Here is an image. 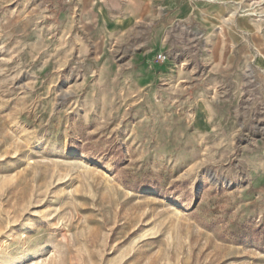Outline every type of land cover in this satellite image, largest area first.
Listing matches in <instances>:
<instances>
[{"label":"rangeland","instance_id":"obj_1","mask_svg":"<svg viewBox=\"0 0 264 264\" xmlns=\"http://www.w3.org/2000/svg\"><path fill=\"white\" fill-rule=\"evenodd\" d=\"M110 1L0 0V264H264V0Z\"/></svg>","mask_w":264,"mask_h":264},{"label":"crops","instance_id":"obj_2","mask_svg":"<svg viewBox=\"0 0 264 264\" xmlns=\"http://www.w3.org/2000/svg\"><path fill=\"white\" fill-rule=\"evenodd\" d=\"M108 3L109 7L94 4L93 9V6H90V12L89 8L88 13L87 10L84 11V18L87 19L90 13V18L95 20L108 37H112L116 34H129L135 26L141 24V20H145L148 14L154 11L153 6L157 0H118Z\"/></svg>","mask_w":264,"mask_h":264},{"label":"built area","instance_id":"obj_3","mask_svg":"<svg viewBox=\"0 0 264 264\" xmlns=\"http://www.w3.org/2000/svg\"><path fill=\"white\" fill-rule=\"evenodd\" d=\"M159 58H161V56H159Z\"/></svg>","mask_w":264,"mask_h":264}]
</instances>
